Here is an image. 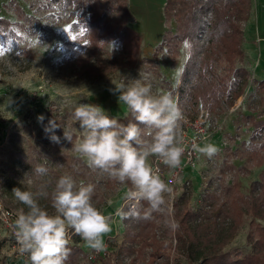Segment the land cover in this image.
Instances as JSON below:
<instances>
[{
	"label": "rangeland",
	"instance_id": "obj_1",
	"mask_svg": "<svg viewBox=\"0 0 264 264\" xmlns=\"http://www.w3.org/2000/svg\"><path fill=\"white\" fill-rule=\"evenodd\" d=\"M126 1L132 17L116 11L123 5V0H117L112 5V19L116 25L127 23L142 37L139 50H132L117 36L96 42L90 28L80 23L90 14L85 0H0V20L7 23L0 31V205L18 216L26 212V206L15 199L8 187L10 182H14V188L35 191L38 184L48 181L51 192L56 180L69 174L77 184L96 185L93 200L110 217L111 231L104 236L106 249L95 251L69 229L71 252L66 264H194L178 243V236L187 232L171 229L166 221H176L177 212L182 217L188 211L193 216L189 226L193 227L191 234L197 249L210 255L217 248L218 238L227 233L231 224L226 210L232 195L238 191L249 196L264 172V137L260 141L253 139L254 123L264 121V90H257V79L248 71L249 85L233 107L225 98L219 115L201 104L195 116L183 114V136L185 132L194 135L190 124L196 122L209 132L218 130L207 142L216 147L219 144L218 153L211 159L199 153L198 166L188 176L189 185L167 182L173 191L166 195L164 212H155L148 220L131 215L132 202L125 195L131 185H120L91 169L63 138V127L73 131L74 141L79 135V123L71 115L79 103L98 105L109 116L126 118L128 109L119 102L120 94L115 88L142 74L150 77L154 94L168 92L177 104L176 93L191 44L158 49L165 44V33L175 34L178 26L177 19L166 20L167 0ZM251 3V13L264 20V0ZM212 18L208 13L207 19ZM243 26L245 31L248 22ZM235 66L247 68V62L237 60ZM230 75L224 61L214 64L213 77ZM53 120L61 125L54 130L59 143L45 131ZM44 133L49 140L43 142L40 135ZM216 134L221 136L215 139ZM38 154L49 156L42 163L49 168L46 177L36 178L30 171L36 166ZM157 160L150 157L149 162L153 165ZM165 171L170 177L171 169ZM27 173L32 176V185L22 183ZM194 175L198 176L196 182ZM205 179L209 181L206 194L202 192ZM46 202V210L54 214L50 198ZM147 207L146 202H141L136 210ZM127 218L129 223L125 222ZM251 221L252 216L243 217L223 252L241 258L253 253V245L247 240ZM255 222L264 227V219ZM10 241L0 234V264H30L28 256L17 257Z\"/></svg>",
	"mask_w": 264,
	"mask_h": 264
},
{
	"label": "clouds",
	"instance_id": "obj_2",
	"mask_svg": "<svg viewBox=\"0 0 264 264\" xmlns=\"http://www.w3.org/2000/svg\"><path fill=\"white\" fill-rule=\"evenodd\" d=\"M115 91L119 92V102L127 107L136 123H121L98 105L79 103L71 114L79 123V135L74 141L73 131L63 127V138L91 169L106 174L120 185L130 184L125 195L132 202L131 215L148 220L153 213L165 211L166 195L173 191L162 179L159 169L151 165L150 157L157 158L169 169L181 166L185 152L181 131L183 116L170 93H153L150 77L146 74L129 80L126 85L116 86ZM58 127L61 125L53 120L45 129L52 132L50 139L55 143L60 142L54 132ZM192 147L209 159L219 151L212 143L202 147L193 144ZM31 173L36 178L46 177L49 168L37 164ZM22 183L32 185V176L27 173ZM49 186L45 181L38 184L35 191L12 189L15 199L27 208L13 224L19 252L28 256L30 264H66L71 252L69 229L87 247L104 251V236L111 231V220L94 203L96 185L77 184L72 175L66 174L56 180L51 192ZM49 198L54 214L39 203L40 199ZM141 202L148 206L142 215L136 210ZM166 224L173 230L179 228L174 220Z\"/></svg>",
	"mask_w": 264,
	"mask_h": 264
},
{
	"label": "trees",
	"instance_id": "obj_3",
	"mask_svg": "<svg viewBox=\"0 0 264 264\" xmlns=\"http://www.w3.org/2000/svg\"><path fill=\"white\" fill-rule=\"evenodd\" d=\"M83 1V0H74ZM117 0H85L86 10L90 12L88 17H82L80 23L90 28L92 38L97 41H107L116 36L124 44L131 46L132 50H139L142 37L126 24L113 21V3ZM83 3V2H81ZM251 0H167L164 12L166 20L177 19L178 26L175 34L166 32L164 35L165 44H161L158 49L165 46L169 49H177L184 42H189L190 56L185 63L181 77L180 86L177 90V106L182 115L188 117L195 116L199 111V105L208 109L211 113H223L222 103L227 98L228 106L231 108L236 101L245 94L249 85L250 73L246 68L235 66L237 60L244 61L245 53L243 43L245 39L244 24L251 16ZM113 11V12H112ZM127 18L132 17L127 7V1L123 0V5L117 8ZM212 13L213 18L207 19L208 13ZM7 25L4 20H0V31L2 26ZM205 41L202 42V38ZM224 61L228 67L231 77H213L214 64ZM257 90H264V80L255 81ZM112 117V116H110ZM114 118V117H113ZM249 119V118H248ZM121 123H136L130 114L123 119H118ZM254 140L260 141L264 137V121L254 123ZM52 135V132H47ZM48 134L40 135L41 141L49 140ZM63 157V156H61ZM49 156L38 154L36 165L44 163V159ZM25 161V158L21 157ZM27 160V159H26ZM26 162V161H25ZM28 162V160H27ZM31 171V170H30ZM257 188L249 196H243L238 191L232 195L227 204V215L231 224L225 235L218 238L217 248L210 255L202 254L196 247L192 238L193 227L189 226L192 215L185 211L183 216L176 213V222L179 223V230L187 232L185 236H178V243L187 254L188 259L194 264H264V227L259 226L255 221L264 219V172L261 179L255 182ZM253 185V186H254ZM14 182H10L8 187L13 189ZM51 187L48 189L50 190ZM40 205L46 208V199H40ZM177 206H175L176 209ZM27 211V208H26ZM145 210H140L143 214ZM245 215L252 216L250 223L251 232L247 240L253 245V253L241 258L230 252H223V248L234 237L239 229ZM130 219H125L129 223ZM184 224L186 228H184ZM214 248V246H213Z\"/></svg>",
	"mask_w": 264,
	"mask_h": 264
},
{
	"label": "built area",
	"instance_id": "obj_4",
	"mask_svg": "<svg viewBox=\"0 0 264 264\" xmlns=\"http://www.w3.org/2000/svg\"><path fill=\"white\" fill-rule=\"evenodd\" d=\"M192 126V132L194 135H186V132L183 136L184 142H185V152L182 156V163L181 166L177 169H171L170 177L166 174L165 170H168L169 168L165 165H163L159 160L155 162L152 166L154 168H158L160 175L162 179L165 180V182L169 183H178L181 184H190V178L188 177L190 173H193L194 170H196L198 166V155L199 152L195 151L192 147L193 144L199 145L202 147L203 144L210 141L211 136H213L214 133H217L218 130L209 132L207 128H203L199 125L198 122L191 123ZM170 170V169H169ZM209 188V181L207 179L203 182V193L206 194L207 192H204V189L207 190ZM203 195V197H205ZM17 218V215H15L11 210H8L6 208H3L0 205V234L2 235L4 233L5 236H7L11 241L13 252L18 254L17 257H21V259L27 257L26 254H21L19 252V245L17 244V241L15 239L14 235V229L13 224L15 219Z\"/></svg>",
	"mask_w": 264,
	"mask_h": 264
},
{
	"label": "crops",
	"instance_id": "obj_5",
	"mask_svg": "<svg viewBox=\"0 0 264 264\" xmlns=\"http://www.w3.org/2000/svg\"><path fill=\"white\" fill-rule=\"evenodd\" d=\"M134 29L135 28L134 26ZM245 39L243 43V51L245 53V61L247 62V70L254 74L256 81L264 80V20L263 18L251 13L248 26L245 30ZM218 133V132H217ZM221 134H216L215 139ZM216 141V140H215ZM219 147V144L218 146ZM195 182L198 179L194 175Z\"/></svg>",
	"mask_w": 264,
	"mask_h": 264
}]
</instances>
